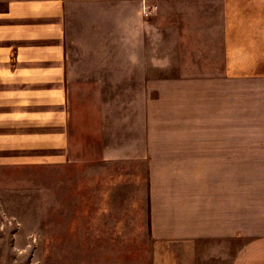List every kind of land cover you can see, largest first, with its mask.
<instances>
[{
    "label": "crops",
    "instance_id": "1",
    "mask_svg": "<svg viewBox=\"0 0 264 264\" xmlns=\"http://www.w3.org/2000/svg\"><path fill=\"white\" fill-rule=\"evenodd\" d=\"M114 1L158 47L126 76L140 142L112 122L99 149L146 160L152 264H264V0H0V166L72 162L68 12Z\"/></svg>",
    "mask_w": 264,
    "mask_h": 264
},
{
    "label": "rangeland",
    "instance_id": "2",
    "mask_svg": "<svg viewBox=\"0 0 264 264\" xmlns=\"http://www.w3.org/2000/svg\"><path fill=\"white\" fill-rule=\"evenodd\" d=\"M148 17L115 1L69 10L72 162L0 166V264H152L146 160L99 155L112 122L142 137L143 97L125 89L127 75L137 90L143 67L157 66Z\"/></svg>",
    "mask_w": 264,
    "mask_h": 264
}]
</instances>
